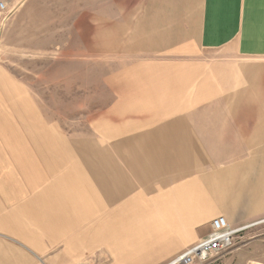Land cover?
Masks as SVG:
<instances>
[{"label": "crops", "instance_id": "1", "mask_svg": "<svg viewBox=\"0 0 264 264\" xmlns=\"http://www.w3.org/2000/svg\"><path fill=\"white\" fill-rule=\"evenodd\" d=\"M142 7L152 19L130 25V99L103 113L94 134L56 133L2 81L0 264H85L99 253L108 264H164L206 236L218 211L240 225L263 207L244 121L261 97L226 86L231 75L217 66L197 68L212 61L208 50L264 57V0Z\"/></svg>", "mask_w": 264, "mask_h": 264}, {"label": "rangeland", "instance_id": "2", "mask_svg": "<svg viewBox=\"0 0 264 264\" xmlns=\"http://www.w3.org/2000/svg\"><path fill=\"white\" fill-rule=\"evenodd\" d=\"M0 1L7 5V10L0 9V85L5 83L7 95L11 97L12 88L18 87L21 92L11 100L33 103L40 117L54 123L56 133L72 139L94 134L95 126L103 123V113L130 99V25L152 19L151 14L143 19V0ZM201 54L212 61H202L198 70L217 66L231 75L226 86L253 87L261 97V112L252 110L254 105L247 107L252 111L247 110L244 120L248 130L245 159L264 172V57H234L224 49ZM222 82V78L215 81ZM258 113L261 117L251 116ZM258 135L263 139L259 145L250 142ZM255 150L261 153L252 158ZM250 186L252 193L258 192L257 185ZM263 207L251 208L240 225L218 211L214 219L224 216L240 231L226 251L193 264H264V222L245 227L264 218ZM214 219L208 234L185 250L211 234ZM109 261L108 255L99 253L87 257L85 264Z\"/></svg>", "mask_w": 264, "mask_h": 264}, {"label": "built area", "instance_id": "3", "mask_svg": "<svg viewBox=\"0 0 264 264\" xmlns=\"http://www.w3.org/2000/svg\"><path fill=\"white\" fill-rule=\"evenodd\" d=\"M0 9L7 10L5 2L0 1ZM239 231L240 229L231 226L226 217H217L213 221L211 234L179 254L171 264H193L199 259L206 260L210 256L226 251L232 244L234 235Z\"/></svg>", "mask_w": 264, "mask_h": 264}, {"label": "bare ground", "instance_id": "4", "mask_svg": "<svg viewBox=\"0 0 264 264\" xmlns=\"http://www.w3.org/2000/svg\"><path fill=\"white\" fill-rule=\"evenodd\" d=\"M262 222H264V219H263V220L261 219V220H258V221H255V222L249 223V224H247L245 227L248 228V227H250V226H252V225L259 224V223H262Z\"/></svg>", "mask_w": 264, "mask_h": 264}]
</instances>
